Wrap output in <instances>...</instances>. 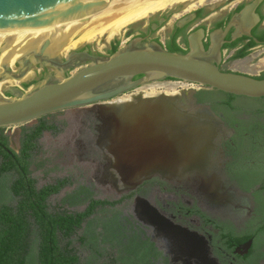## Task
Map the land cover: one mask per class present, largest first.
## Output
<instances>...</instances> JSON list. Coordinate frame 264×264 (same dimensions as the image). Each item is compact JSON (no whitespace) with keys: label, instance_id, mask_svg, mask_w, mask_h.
Segmentation results:
<instances>
[{"label":"water","instance_id":"obj_1","mask_svg":"<svg viewBox=\"0 0 264 264\" xmlns=\"http://www.w3.org/2000/svg\"><path fill=\"white\" fill-rule=\"evenodd\" d=\"M131 1L135 0H0V32L61 29L103 11L109 3ZM262 1L247 3L223 28L210 32L207 49L205 32L191 33L185 54L133 38L109 56L75 50L61 56L57 52L63 45L51 51L52 44L65 37L58 32L39 46L26 48L15 60V70L8 62L0 64V83L23 80L33 66L54 70L26 90L5 86L0 91V128H20L48 115L90 108L97 122L95 145L104 161L101 180L119 196L155 176L207 186L216 120L208 110L192 104L193 92L152 97L134 94L127 102L114 101L165 79L236 97L264 98V79L220 69L225 38H251V30L261 22L255 11ZM153 228L184 264H191V259L194 264H217L207 261L193 246L195 238L191 243L178 228L161 224ZM250 245L248 241L242 246L245 252Z\"/></svg>","mask_w":264,"mask_h":264},{"label":"flooded vegetation","instance_id":"obj_2","mask_svg":"<svg viewBox=\"0 0 264 264\" xmlns=\"http://www.w3.org/2000/svg\"><path fill=\"white\" fill-rule=\"evenodd\" d=\"M252 1L254 0L238 3L230 10L221 7L220 15H216V11H209L208 7L190 11L177 7L176 13H158L136 26H131L124 38L126 42L133 38H140L143 43L157 42L164 48L170 43H176L183 46H180L183 50H188V36L203 30L204 47L207 49L208 34L219 29L218 23L224 22L239 5H246ZM263 2L264 0L255 11L259 17L262 14ZM184 20L186 21L178 27L179 21ZM262 22L251 30V38L241 37L235 41H231L229 35L225 38L221 48L222 71L226 70L224 65L229 59L250 41L255 45L248 49L249 53L257 47L264 48V40L256 38V35L264 32ZM113 44L114 42L110 43L104 53L96 52L90 46L75 51L109 56ZM34 68L39 70V78L54 72L48 67ZM175 81L179 82L174 79H165L161 82ZM197 89L193 87L188 89V93L193 92L192 104L208 110L216 120L217 127L207 186L193 180L168 182L155 176L136 189L120 195L119 199L123 197L125 199L119 206L130 207L129 215H122L125 218L124 223L127 228L135 230L142 240H148V243L152 244L161 254L159 261L168 259L169 264H184V262L180 260L179 254L173 252L166 239L157 237L153 228L157 224L178 228L188 236L191 243H193L191 239L195 238L193 246L207 261L212 260L217 264H264V258H261L264 254V235L260 236L261 243L254 251L252 249L254 239L243 242L241 240L257 231L263 224L264 189L261 183H256V180L259 179V182L264 183V100L237 97L227 102L226 97L206 95L203 102L197 103L195 94L198 91H213L199 87ZM143 93L133 91L125 96L144 95ZM100 158L103 160L102 156ZM249 184L252 185L248 186ZM248 241H251V245L245 252L242 246ZM191 264H194L193 259Z\"/></svg>","mask_w":264,"mask_h":264},{"label":"trees","instance_id":"obj_3","mask_svg":"<svg viewBox=\"0 0 264 264\" xmlns=\"http://www.w3.org/2000/svg\"><path fill=\"white\" fill-rule=\"evenodd\" d=\"M243 6L239 5L232 14L239 12ZM260 19L264 20V14L260 15ZM226 20L217 26L221 28ZM256 38L264 40V32ZM254 45L250 41L229 62L245 58L249 54L248 49ZM118 47V42H114L109 55L115 53ZM165 49L171 53L187 52L176 43H170ZM254 78L264 79V72ZM37 83L24 84L23 88ZM206 95L226 97L227 102L237 98L216 90L198 91L195 94L197 103L203 102ZM46 117L38 119L30 128L21 127L17 152L10 148L4 129L0 128V264H156L161 254L148 240H142L135 230L127 228L125 218L117 210L124 197L115 201L97 200L89 187L81 186L66 197L64 204L75 206L85 202L82 211L49 210L48 199L71 183L68 179H61L38 188L31 175L30 167L38 150V140L45 131L52 134L59 131L55 125L47 123ZM256 183H261L264 189L263 181L257 179ZM106 209L110 211L109 217L99 218L100 212ZM80 231L77 238L80 245L91 252L85 262L72 247L73 238ZM261 235H264V216L262 226L241 240L254 239V251L261 243ZM107 244L117 248L116 256H110L105 263H97L104 255V248L101 247Z\"/></svg>","mask_w":264,"mask_h":264},{"label":"rangeland","instance_id":"obj_4","mask_svg":"<svg viewBox=\"0 0 264 264\" xmlns=\"http://www.w3.org/2000/svg\"><path fill=\"white\" fill-rule=\"evenodd\" d=\"M248 0H209L204 4H197L189 8L190 2L179 3L173 6H169L163 10H159L148 14L145 18L140 19L125 26L116 37L106 40L105 38H97L91 42L83 43L76 48H70L65 53L57 55L65 56L69 51L76 50L84 46H90L96 52L104 53L109 47L110 43L118 42L121 46L126 42L125 33L131 26H136L141 21L148 20L151 16H155L162 12H175L177 7H182V10L190 11L196 8H209V11H216V15H220L221 7L226 10L235 7L238 3L247 2ZM262 14H264V3L261 6ZM177 17V16H176ZM173 18L170 22H172ZM90 21V20H89ZM85 25V24H84ZM264 26V20L262 22ZM102 26L98 24H92L87 30L98 31ZM44 29L35 31H18L9 38V42L4 46L8 48L7 53L11 51L14 54H18L21 50L19 49L23 44H30L34 40H38L40 35H43ZM28 32V34H27ZM43 32V33H41ZM64 32V30L62 31ZM26 35L24 36V34ZM40 33V34H39ZM2 35V34H1ZM18 36V37H17ZM24 36V37H23ZM23 37V38H21ZM21 38V39H20ZM15 39H20L17 43ZM68 39V38H67ZM13 41V42H12ZM24 41V42H23ZM69 41V40H68ZM14 45V46H13ZM181 46V45H180ZM183 47V46H181ZM61 53V52H60ZM17 65L15 62L12 63L11 69L15 70ZM224 69L233 70L238 73H245L250 76H259L264 72V48H255L243 59L227 62L224 65ZM39 70L32 67L29 79L14 81V85L23 88L22 84H29L34 81L40 82L42 77L39 78ZM195 88L197 86L190 85L185 82H157L150 85L141 87L138 92H144L143 94H175L178 92H188V89ZM24 89V88H23ZM26 90V89H25ZM134 91V92H135ZM178 91V92H177ZM46 121L49 124H53L59 130L56 134H52L49 131H45L41 138L38 140V150L34 155L31 163L30 171L32 177L36 181L38 188L54 183L57 180L68 179L70 185L64 187L59 194L51 196L48 201V208L51 212L56 210H67L69 212H80L82 211L86 203L76 204L75 206H68L64 204V200L67 196L73 194L81 186L89 187L93 193V198L97 200H108L115 201L120 196L115 192L109 183H102L101 176L103 172V160L100 158L101 153L95 145V131L94 126L97 123L95 118V112L93 109H81L74 111H64L48 115ZM36 122L24 126L25 128L32 127ZM4 134L8 138L9 146L11 149L19 150V140L21 136V127L15 129H4ZM106 209L99 214V218L109 217L110 211ZM117 210L121 215L130 213V207L127 205L118 206ZM78 232L73 238L72 247L79 255L82 262H85L90 257V249L80 245L78 241ZM104 255L100 258L97 263H105L110 256H116V247L114 245H103ZM168 259L157 261L156 264H169Z\"/></svg>","mask_w":264,"mask_h":264},{"label":"bare ground","instance_id":"obj_5","mask_svg":"<svg viewBox=\"0 0 264 264\" xmlns=\"http://www.w3.org/2000/svg\"><path fill=\"white\" fill-rule=\"evenodd\" d=\"M207 1L209 0H135L124 3H109L108 6L103 11L91 15L85 18L84 20L72 22L61 29L58 28L44 29L43 31L44 33L41 32L43 33V35H40V38H38V40H34L30 44L29 43L23 44L19 48L21 51L18 54H14L11 51L7 53L9 47L6 49L4 48V46L11 39L9 37L15 34L16 32L2 31L0 32V64L8 62L9 65L11 66L12 63L15 62V60H17L22 55V53L25 51L26 48L39 46V44L42 41L48 39L49 37L55 35L58 32L64 33L65 37H61L59 40L55 41L51 46V51L54 52L58 47H61L63 45V47H61V50L59 51V54H63L70 48H76L83 43L91 42L99 37L101 38L103 37L106 40L112 39L117 35H119L120 31L125 26L145 18L150 13L163 10L165 8H168L169 6H173L179 3L181 4L185 2H190L191 5L189 6V8H192L195 6V2L201 5L207 3ZM92 24L93 25L98 24L101 25L102 27L98 31H93L92 29L86 31V29ZM63 30L64 32H62ZM31 31H35V30H31ZM25 35L26 33L24 34V36ZM20 39H15L17 41L14 42V45ZM30 77H31V73L29 72L23 80L29 79ZM14 84L15 82L13 80H7L5 82H2L0 83V91L3 90L5 86H10ZM175 94H167V95H175ZM145 96L152 97V96H156V94H146ZM130 99H131L130 96H123L120 99L115 100L114 102H127Z\"/></svg>","mask_w":264,"mask_h":264},{"label":"crops","instance_id":"obj_6","mask_svg":"<svg viewBox=\"0 0 264 264\" xmlns=\"http://www.w3.org/2000/svg\"><path fill=\"white\" fill-rule=\"evenodd\" d=\"M229 71H233V70H230V69H229Z\"/></svg>","mask_w":264,"mask_h":264},{"label":"built area","instance_id":"obj_7","mask_svg":"<svg viewBox=\"0 0 264 264\" xmlns=\"http://www.w3.org/2000/svg\"><path fill=\"white\" fill-rule=\"evenodd\" d=\"M180 82V81H179ZM189 84V83H188ZM190 85H192V84H190Z\"/></svg>","mask_w":264,"mask_h":264}]
</instances>
